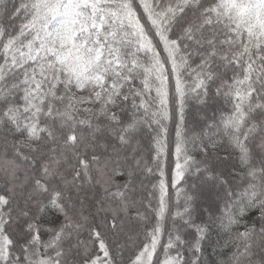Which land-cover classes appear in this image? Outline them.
<instances>
[{"label":"snow or ice","instance_id":"6c2138e0","mask_svg":"<svg viewBox=\"0 0 264 264\" xmlns=\"http://www.w3.org/2000/svg\"><path fill=\"white\" fill-rule=\"evenodd\" d=\"M0 264H264V0H0Z\"/></svg>","mask_w":264,"mask_h":264}]
</instances>
